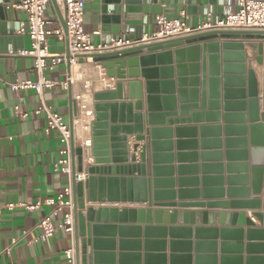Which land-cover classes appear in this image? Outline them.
<instances>
[{"label": "water", "instance_id": "1", "mask_svg": "<svg viewBox=\"0 0 264 264\" xmlns=\"http://www.w3.org/2000/svg\"><path fill=\"white\" fill-rule=\"evenodd\" d=\"M218 1L185 0L182 3V0H102V25L106 34L103 43L107 41L108 36L121 34L124 27L134 29V33L128 36L129 40L141 41L145 24L148 25L152 17L162 14V5L181 7L177 10V16L181 12L190 16L196 10L199 14H204L209 6H215ZM19 2L20 0H0V52L7 53L10 44L14 45V53L24 49L22 45L17 48V42H22L23 39L15 35V25L10 22L6 8L9 4ZM63 27L67 31L65 22ZM216 40L249 41L247 46L252 48L253 57L246 56L244 43H221ZM260 40L264 41V32L218 31L144 43L91 56L94 64L106 70L107 78L120 82L115 84V91L94 95L92 154L88 157V160L93 159L94 166L84 168V149L75 150L79 165L78 169L73 171L72 184L75 204L73 234L77 264H127L129 260L136 261V264H152L154 258L166 264L165 255L154 256L149 253L150 247L156 243L147 239L154 231L167 230L150 226L152 208L188 207V204L183 202H175L177 197L180 201L183 200L187 192L181 189L176 192L173 178L160 179L162 173L173 177V168L159 166L162 159L160 149L163 146H171V143L160 142L158 137L162 134L170 136L174 126L200 124L203 118L207 119V123L218 124L223 121V127L206 129L213 131L216 139L211 142L202 140L201 146L205 148L211 143L217 151L213 156L218 162H222L224 158L228 163L235 160L243 162L239 167L244 175L239 176L237 180L241 181L243 187H248L251 173L254 198L250 204H258L262 195L264 175V140L262 145H258L255 137L259 131L264 134V125L259 124L261 120L264 123V112L260 115L259 86L253 61L264 66V43L253 41ZM170 49L177 50L140 56L144 52L155 53ZM173 56L178 72V98L175 96L174 76L171 74L174 68L170 67L173 65ZM155 61H158V66H168L161 70L172 80L162 84L167 95L162 98L155 94L158 84L150 80L159 71L156 68L150 69L156 67ZM80 62L85 63L87 59L82 58ZM139 66L142 70L138 69ZM187 68L191 71L190 80L184 78ZM141 75L147 81L145 99L141 92L142 83H122L128 78L136 79ZM187 84L192 87L190 91L184 89ZM261 100L264 107V86ZM144 103L146 114L142 113ZM234 122L237 126H233ZM71 128L73 130V126ZM195 131H198V127L177 128L176 134L180 137L181 134ZM234 134H237L239 139H231ZM222 135L225 136L224 140L221 139ZM130 138L133 139L132 145ZM206 155L208 156L202 154L203 157ZM231 168L232 164H228V169ZM82 173L86 175L85 180L77 181V174ZM233 180L236 178H228L229 183ZM240 191L249 196L248 188H242ZM114 203L147 205L148 209L121 210L118 213L116 209L97 207ZM163 214L166 213L155 212L157 221ZM178 215L181 216V213L173 212L171 218L174 220ZM204 216L207 214L204 213ZM255 217L261 222L264 214H256ZM143 230L146 234L144 242L140 240ZM130 235H138L137 240H126ZM142 245L145 246L144 255L141 253ZM160 245L164 246V243ZM176 245L171 242L172 253ZM129 246L136 248V253L127 254L125 249ZM222 246L224 248V244ZM176 259L177 256L172 255L169 260L174 264Z\"/></svg>", "mask_w": 264, "mask_h": 264}, {"label": "crops", "instance_id": "2", "mask_svg": "<svg viewBox=\"0 0 264 264\" xmlns=\"http://www.w3.org/2000/svg\"><path fill=\"white\" fill-rule=\"evenodd\" d=\"M22 1L20 0L19 4ZM184 1L182 0V3ZM16 5L18 4L7 5V12L10 22L15 25V35L23 39L22 42H17V48L22 45L23 50H28L30 48L29 38L17 33L19 25L27 20V16L24 12L16 9ZM103 8L102 0L91 1L85 7L84 29L86 33L92 35L95 44L103 43L106 36L102 25ZM179 8L181 7L174 5L160 6L162 15L168 18H176ZM228 9H235V2L219 0L215 6H209L202 15L199 14L198 10L190 16L187 15V23L190 26H197L206 19L208 12H211L214 17H221ZM48 17L54 22L51 26L52 29L56 28L57 25L63 27L65 22L64 8L58 0H55L54 3L51 0ZM139 24L134 23V25ZM125 30L124 27L123 31ZM156 31L155 17H152L150 23L145 24L142 37L145 35L151 36ZM94 33L99 34L95 35ZM107 38L109 39L111 36ZM216 41L221 43H244L246 56L248 58L253 57L252 48L247 46L249 41ZM253 42L264 43L261 40ZM49 43L52 54L67 55L69 53L68 39L60 42L56 38H51ZM13 46L12 44L9 45L7 53L0 52V206L3 207L8 204L35 205L38 202H41L42 205L35 211H27L25 208L17 207L13 211L3 210L0 214V264L10 262L15 264H66L65 252L69 249H73L75 252L74 234H68L58 229L52 238L42 242L39 239L41 232L36 229L37 223L42 218L49 216L52 211V207L45 205L44 202L47 199L56 198L69 185L67 175L55 173L53 170L54 165L61 159L63 144L58 132L50 134L45 132L47 125L45 114L37 115L35 113L41 106V100L37 92L30 89L19 91L11 89L12 85L19 82L38 81L33 59L20 56L19 53L22 50L14 53ZM175 50L177 49L160 50L155 53L144 52L140 56L174 52ZM172 60L173 65L170 67H173L174 70L171 74L174 76L175 96L178 98V72L174 56ZM186 65L189 66V64ZM155 66L150 67V69L156 68L159 71L150 80L158 84L155 94L162 98L167 96L162 84L172 80L161 70V68H168V66H158V61H155ZM138 69L142 70L140 66ZM253 69L259 86L260 115H262L264 112L261 100L264 86V66H260L253 61ZM45 75L47 79L60 84L72 78V82L69 83L67 89L55 86L46 90L43 98L45 104L53 111L61 114L64 121L70 126H73V122L81 117L79 103L75 97L84 91L85 84H89L91 95L89 106L94 110V95L115 91V84L120 82L116 79L107 78L106 70L92 61L79 62L75 66L60 65L54 71H47ZM184 78L187 80L192 78L190 68H187ZM130 82L142 83L141 92L145 99L147 97L146 78L141 75L136 79L128 78L122 81L123 84H129ZM184 89L190 91L192 87L187 84ZM126 91L128 93L127 88ZM188 95L190 96V94ZM18 106L22 113L28 115L27 118L21 119L18 116L15 111V107ZM142 113L146 114V103H144ZM91 121L93 122V120ZM91 121H88V124H92ZM259 124L264 125L262 120ZM218 126L223 127V121L218 124L207 123V119L203 118V122L200 124L174 126L170 136L162 134L158 137L160 142L171 143V146H163L160 149L159 154L162 159L159 161V166L173 168V177H168L166 173H162L160 179L173 178L174 190L178 192L181 189L187 192L184 194L183 200L180 201L177 197L175 202L188 204V207L182 208H152V225L150 226L166 228L167 230L166 232L154 231L148 235L147 240L156 243L148 251L154 256L165 255L166 264H171L169 259L172 255L177 256L174 264H264V219L260 222L255 217L256 214H264V175L262 178L261 199L258 204H250L254 198L251 173H249L248 187H243L241 181L237 180L239 176L244 175L239 167L243 162L235 160L228 163L225 158L222 162H218L213 156L217 151L211 143L206 145L205 148L201 146L202 140L211 142L216 139V134L213 131H206V129ZM233 126H237V124L234 122ZM194 127H198V131L186 132L181 134L180 137L176 134L177 128ZM91 133L92 128L88 134L81 127L74 128L75 145L71 154L72 171L77 170L79 167L75 150L81 147L82 141L92 138ZM168 137H170V140H168ZM221 139L224 140L225 136L222 135ZM231 139H239V137L234 134ZM132 140L130 138V145L133 144ZM255 140L256 144L262 145L263 132L259 131ZM222 151L224 152V149ZM91 154V149L84 151V168L94 166L93 159L88 160ZM202 154H208V156L203 157ZM169 156L172 157L169 158ZM228 164H232L231 169H228ZM229 177L236 178V180L229 183ZM163 186L166 187L167 185ZM242 188L249 189V196L240 191ZM229 190L232 191L229 192ZM72 201L74 215V193ZM98 206L116 209L118 213L121 210L148 209L147 205L129 203ZM155 212L166 214H163L161 219L157 221ZM173 212L181 213V216L178 215L173 220L171 218ZM204 213L207 214L206 217ZM61 220V218L53 219L56 228L59 227ZM157 222L159 223L156 224ZM172 229L174 231H171ZM117 236L119 242L120 234ZM137 236L130 235L126 237V240L136 241ZM140 236L142 242L146 241L144 230L141 231ZM14 241L17 242L15 245H13ZM171 242L177 244L173 249V253ZM160 243H164V246ZM10 247H12V250L10 254H7L5 250ZM116 249L118 250V243ZM125 250L127 254L136 253V248H133V246H129ZM141 250L144 255V245L141 246ZM163 263L157 258L152 261V264ZM127 264H136V261L129 260Z\"/></svg>", "mask_w": 264, "mask_h": 264}, {"label": "built area", "instance_id": "3", "mask_svg": "<svg viewBox=\"0 0 264 264\" xmlns=\"http://www.w3.org/2000/svg\"><path fill=\"white\" fill-rule=\"evenodd\" d=\"M64 8V21L67 31L61 25L51 28L54 22L48 17V9L51 0H23L15 8L24 12L27 20L19 25L17 33L26 36L30 40V48L22 50L19 55L30 57L34 61V70L38 75L37 82H19L11 86L13 91L34 90L40 97L41 106L35 112L37 115L42 113L46 116L47 134L58 132L61 136L63 149L61 159L54 165V172L67 175L69 185L56 198L47 199L44 204L52 207L49 216L42 218L36 225L40 230V240L46 242L52 238L58 229L68 234L74 232L73 215V171L71 154L74 144V128L81 127L85 133H90L91 125L88 121H94V110L90 108L91 95L89 93V84L84 85V91L79 93L75 99L79 103L81 117L73 122V130L67 124L62 115L53 111L44 102V93L46 90L55 86H61L67 89L72 78L67 82L56 83L46 78L47 71H54L60 65H77L82 58L92 61L91 56L105 52L117 51L144 43H155L179 39L191 35H197L208 32L230 31V32H264V1L260 0H235V9H228L223 16L214 17L211 12L206 14V19L197 26H190L187 23V13L181 12L176 18H168L165 15H157L155 24L157 31L151 35H145L141 41H132L128 36L134 33V29H126L118 36H113L105 43L95 44L92 35L86 33L84 29V17L86 4L94 0H58ZM98 35L99 33H94ZM56 38L63 42L69 41V56L66 54H52L50 50V39ZM15 111L21 119L28 117L21 112L20 107H15ZM92 122V121H91ZM93 123V122H92ZM91 139H85L81 143L84 151L91 149ZM85 173L77 174V181L85 180ZM42 203L35 205L27 204H8L0 206V214L3 210L13 211L17 207L25 208L27 211H35L41 207ZM61 218L58 228L53 224V219ZM17 242L14 241L13 245ZM12 247L7 248L5 252L10 254ZM66 264H77L75 252L69 249L65 252ZM8 264H15L10 262Z\"/></svg>", "mask_w": 264, "mask_h": 264}]
</instances>
